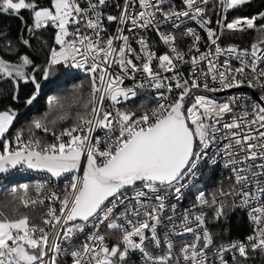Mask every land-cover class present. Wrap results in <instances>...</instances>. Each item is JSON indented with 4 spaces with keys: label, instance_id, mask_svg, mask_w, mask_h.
I'll return each mask as SVG.
<instances>
[{
    "label": "snow or ice",
    "instance_id": "obj_1",
    "mask_svg": "<svg viewBox=\"0 0 264 264\" xmlns=\"http://www.w3.org/2000/svg\"><path fill=\"white\" fill-rule=\"evenodd\" d=\"M107 2L87 0L82 6L81 0H49V6H41L38 0H0V14L31 12L32 25L25 24L28 33L55 29L59 48L50 47V58L43 66L34 65L28 54L20 55L16 63L0 57V77L12 78L16 92L19 80L33 85L26 105H33L42 94L37 72L43 81H50L58 67L68 69V74L73 69L81 71L87 77L86 85H74L68 94L50 97L48 111L15 133L10 129L17 111L11 107L0 110V174L21 167L47 173L49 180L67 181L62 195L50 190L48 181L35 184L36 198L29 184L0 186L14 201L11 217L0 210V264H59L62 253L70 255L72 264H129L131 253H139L142 264H229L226 253L232 254V264H245L250 252H264V23H258L264 21V12L229 22L226 13L250 0H216L222 10L216 21L218 35L207 27L210 0H183L179 10L170 0H123L116 5L119 15L106 16L108 22H117L116 34L105 37L102 8ZM182 18L207 28L210 41L209 51L201 53V37L187 29L193 38L189 52L199 53L191 58L189 78H183L177 68L185 56L175 46L177 37L161 30L169 23L179 28L177 21ZM148 28L158 33L170 52L157 55L143 37L135 49L124 34ZM225 31L256 35L247 47H222ZM21 40L30 46L29 39ZM221 55L228 59L221 63ZM233 59L239 66L233 65ZM204 63L206 70L197 68ZM29 66L31 73L26 71ZM137 73L144 79L137 82ZM129 79L134 82L131 87L125 86ZM50 83L53 91L64 90V84ZM217 83L219 87L214 86ZM245 86L258 88L260 95L247 100L234 95L218 103L193 91L214 93ZM145 88L157 92V106L144 110L142 102L136 108L128 107L138 90ZM17 98L13 94L12 99ZM97 131L103 136L95 135ZM48 136L50 140L45 139ZM220 140L227 142L220 145ZM214 145L217 152L209 157ZM215 155L226 158L229 186L225 189L221 183L210 194L198 192L191 208L180 216L182 232L175 233H191L194 239L177 251L172 236L162 238L158 232L165 218L173 225L172 232L177 227L174 215L165 216L167 193L174 192L175 199L181 200L183 181L197 175L205 158L216 164ZM44 193L59 208H49L42 227L20 208L43 204ZM120 205L124 212L117 217ZM206 207L212 209L214 221L238 207L247 209L251 234L217 244L207 227ZM171 211L175 214V204ZM101 225L111 231L102 234ZM88 227L93 231L73 246L74 238ZM110 236L115 237L114 244L107 243Z\"/></svg>",
    "mask_w": 264,
    "mask_h": 264
},
{
    "label": "built area",
    "instance_id": "obj_2",
    "mask_svg": "<svg viewBox=\"0 0 264 264\" xmlns=\"http://www.w3.org/2000/svg\"><path fill=\"white\" fill-rule=\"evenodd\" d=\"M170 2L178 10L182 9L184 7L183 0H170ZM86 3H87V0H81L82 6H86ZM117 4L122 5L123 0H108L107 5L102 8V11L105 15L103 25H104V28L106 29V32L102 33V35H104L105 37H107L109 35H115L116 34L117 22H108L106 19V16L107 15H119L120 14V9L116 7ZM215 4H216V0H210L206 18L210 19L211 23L207 27L212 28L219 35L220 29H219V26L216 24V21H217V19L220 18L222 10L220 9V7L214 8V7H216ZM48 5H49V3H48ZM165 6H167V5H165ZM259 12H264V10L259 11ZM259 12L255 13L253 15H257ZM226 15H227V13H226ZM253 15H247V16H253ZM238 16H244V15H238ZM235 17H237V16H233L231 18L227 17V19L230 22ZM177 23L179 24V28H172L170 26V23H169V24L162 25L161 30L165 31V32L171 31L177 37L175 46L178 48L179 51L185 53L184 61H178L177 62V68H178V70H179V72L183 78H189L191 73H192V70H193V66L191 64V58L193 55L198 56L199 53H197L195 51V49H192V51L189 52V48L193 44V38H192V36L186 34L187 29L192 28L196 32V34L201 37L200 41L198 42V47H199V50L201 53L209 51L210 41L208 40L207 28L201 27L200 24L197 23L196 21L189 20L187 18H182L180 21H177ZM261 23H264V21ZM225 32H227V31H225ZM124 34L129 35V37H130L129 42H130L131 46L135 49H139L140 45L138 43V40L143 37L150 44L152 51L156 52L157 55L163 54L165 52H170L169 46L163 44V42L160 41L158 33L153 28L139 29V30H136L133 32H129L126 30L124 32ZM119 43H120L119 41L116 42L117 45H119ZM220 43H221L222 47L227 46L228 44H238L242 48L247 47L249 45V44L242 43L240 41H224V35L221 37ZM55 48L58 49L59 46H56ZM225 59H228V57L223 56V55H221L219 57V61L221 63ZM232 63L234 66H239V62L235 61L234 59L232 60ZM155 65H156V62H154V66ZM201 67L206 70L207 69L206 63L197 66V68H201ZM64 72L68 74L69 70L64 68ZM71 73H75L76 75L85 76V74L83 72L75 70V69L71 70ZM162 74L166 75V76H172L173 75V73H167V72H162ZM136 75H137V82L144 79L143 74L137 73ZM133 83L134 82L130 79L126 80L125 86L131 87L133 85ZM74 85H76V83L72 81L70 86L73 87ZM214 86L219 87V84L217 83ZM159 91H164L166 93V89H161ZM256 92H257V95L259 96L260 90L258 88L256 89ZM196 93L206 95L207 97L215 100L218 103L226 102L229 97L234 96V95L243 96L245 98V100H247L248 97H252L253 99L257 97L255 94H253L252 92H250L246 89H236V90L229 89V90H224V91H219V92H214V93L199 91ZM174 94H175V91H174L173 95ZM140 97L143 98L142 102H144V110L151 109V108H154L157 106V102H158L157 101V92L155 90L145 88V89L138 90V96L136 98H133L128 103V107H132V108L138 107L142 102L139 104H135L134 101L139 99ZM160 102H163V101H160ZM241 104L242 105L244 104L243 100L241 101ZM240 110H241L240 108H237V112H239ZM225 119L230 120L231 117H226ZM11 133H15V132H11ZM40 135H43V134H40ZM95 135L103 136V132L97 131L95 133ZM217 135L219 136L220 134H217ZM45 139L50 140L51 137L48 136V137H45ZM226 142L227 141L220 140L218 143L220 145H222L223 143H226ZM0 150H2V149H0ZM216 152H217V146L214 145L212 148L209 149V157H213V154H215ZM214 158L217 161L216 164H211L209 162V158H205V160L202 161L200 163V165L198 166L197 175L195 177H188L185 179V181H183V183H185L186 186L182 189L183 196H182L181 200L178 201L175 199L174 192L170 191L167 193V200L165 201V203L169 207L166 209L165 216L174 215V224L177 225V227L175 229V232H172L171 229H172L173 225L169 224L167 219L165 218L164 222L160 226H158V232L162 238L165 236V234L171 235L177 251L184 243L191 242L194 239L193 234H191V233H184L183 235H176L175 233L182 232V229L179 228L180 216L183 214L185 209L191 208V206L195 202V198H196L198 192L204 191L206 194H210V193L216 191V189L221 186V183H223V186L225 189H227L229 186L228 177L231 176V172L229 169L224 167L226 158H224L220 155H215ZM78 174L82 175V171H81V173H78ZM3 179H12L10 187L12 185H18V184H22V183L29 184L30 185V194L33 196V198H36L33 190H34L35 184H37V183H42V182L48 181L50 190L56 191L58 194L62 195L65 184L67 182L66 179L49 180V174H47V173L35 171V170H27V169L21 168V167H18L17 169L12 170L8 174H0V180H3ZM17 179L21 180V182L17 183L15 181ZM46 196H47V193H44L41 196V199H44L43 204L38 203L35 206V208H37V207L43 208L44 209V215L48 212L50 207L56 208V209L59 208L58 202L49 201L46 199ZM236 203L239 204V198H236ZM173 204L176 205L175 214H173V212L171 211V205H173ZM210 209L211 208H207V207L204 209V211L207 213V217L209 216V210ZM244 210H245V214L247 216L248 222H249V231L243 236L233 237L231 239L217 240L215 234L213 233V231L209 225L208 219H207V227L209 228L210 232L213 234V237H214L217 244H219V243H225L226 244L230 240L243 239L247 235L251 234L252 225H251V222H250L248 215H247L248 210L247 209H244ZM196 211H199V209H197ZM123 212H124V207L122 205L118 206L116 209V216L121 217ZM44 215H43V217H44ZM116 222H121V221L118 219ZM38 225L44 227L43 223L38 224ZM99 230L101 231L102 234L106 233L108 231H111L109 229H106V227L104 225H101ZM91 231H93V229L91 227H88V228H86L85 233L78 234L77 237H75L73 240V246H78L79 244L84 242L86 235L90 234ZM115 242H116V239L114 236L108 237L107 243L114 244ZM64 247L68 248V245L65 244ZM151 248H152V245H149L150 250H151ZM69 251H70V249H69ZM132 254H135L138 257L140 255L139 253H132ZM231 257H232L231 253L225 254V259H227L229 263L232 261ZM59 264H72V260H71L70 255H65L62 253L61 256L59 257ZM217 264H218V261H217Z\"/></svg>",
    "mask_w": 264,
    "mask_h": 264
},
{
    "label": "trees",
    "instance_id": "obj_3",
    "mask_svg": "<svg viewBox=\"0 0 264 264\" xmlns=\"http://www.w3.org/2000/svg\"><path fill=\"white\" fill-rule=\"evenodd\" d=\"M41 6H49V0H38ZM219 8L218 4H215ZM264 10V0H250V2L236 10H229L227 17L231 18L238 15H253ZM22 17L23 20L20 18ZM259 23L263 21H258ZM25 24L32 25L31 12L22 10L19 16L0 14V57L16 63L20 55L28 54L34 65L43 66L50 58V47H56L54 41L55 29H41L33 33H28L25 29ZM256 33L253 32H225L224 41H240L249 44ZM21 37L29 39L30 46L23 45ZM31 73V66L26 69ZM64 67H58L54 72L51 80L57 83L64 84L63 91H53L50 81L42 80V73L37 72L36 76L42 82V94L38 97L33 105H26L30 93L33 91V85L23 80L18 81V92H16V82L9 77H0V110L11 107L17 111L18 117L14 121V126L10 129L15 132L18 129L25 128L30 123L31 119L43 115L48 111L47 100L52 96H64L72 89L70 83L73 81L76 85L87 83V78L83 75H74L71 78H65ZM16 94L17 99L13 100L12 96ZM142 97L135 100V104L141 103ZM63 126V125H61ZM12 179L0 180V186L10 187ZM0 187V210L8 216L13 215L14 201L11 194L6 193ZM231 202V201H230ZM18 203V202H15ZM20 212L26 213L30 217V221L35 224H41L44 215V209L41 207L24 209L20 208ZM212 209L209 210L208 222L216 236L217 240L231 239L233 237L243 236L249 231V222L243 208H236L234 211H229L226 218H221L219 221L212 219ZM129 264H142L139 257L135 254H130ZM232 264V261L229 263ZM245 264H264V252L256 251L249 253V259Z\"/></svg>",
    "mask_w": 264,
    "mask_h": 264
},
{
    "label": "water",
    "instance_id": "obj_4",
    "mask_svg": "<svg viewBox=\"0 0 264 264\" xmlns=\"http://www.w3.org/2000/svg\"><path fill=\"white\" fill-rule=\"evenodd\" d=\"M239 89H249L247 88L246 86L245 87H242V88H239ZM231 90H236V89H231ZM251 92H253L257 97V92H256V89H249ZM194 92H199V91H203L202 89L201 90H193ZM36 171V170H35Z\"/></svg>",
    "mask_w": 264,
    "mask_h": 264
},
{
    "label": "rangeland",
    "instance_id": "obj_5",
    "mask_svg": "<svg viewBox=\"0 0 264 264\" xmlns=\"http://www.w3.org/2000/svg\"><path fill=\"white\" fill-rule=\"evenodd\" d=\"M75 75V73H71V74H65L64 75V77L65 78H71V77H73ZM71 84V83H70ZM71 87V86H70ZM17 183H20L21 182V180H19V179H17V180H15Z\"/></svg>",
    "mask_w": 264,
    "mask_h": 264
},
{
    "label": "bare ground",
    "instance_id": "obj_6",
    "mask_svg": "<svg viewBox=\"0 0 264 264\" xmlns=\"http://www.w3.org/2000/svg\"><path fill=\"white\" fill-rule=\"evenodd\" d=\"M246 90H248V91H250L249 89H246ZM251 92V91H250ZM253 93V92H252ZM254 94V93H253Z\"/></svg>",
    "mask_w": 264,
    "mask_h": 264
}]
</instances>
